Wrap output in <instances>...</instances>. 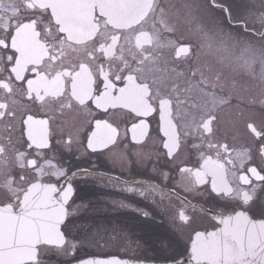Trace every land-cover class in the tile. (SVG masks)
I'll return each mask as SVG.
<instances>
[{"label":"snow or ice","instance_id":"1","mask_svg":"<svg viewBox=\"0 0 264 264\" xmlns=\"http://www.w3.org/2000/svg\"><path fill=\"white\" fill-rule=\"evenodd\" d=\"M152 3L0 0V264H264V131L230 147L215 115L189 116L199 84L167 85L135 31ZM212 6L231 23L229 0ZM100 186L121 225L80 194Z\"/></svg>","mask_w":264,"mask_h":264},{"label":"flooded vegetation","instance_id":"2","mask_svg":"<svg viewBox=\"0 0 264 264\" xmlns=\"http://www.w3.org/2000/svg\"><path fill=\"white\" fill-rule=\"evenodd\" d=\"M214 2L217 5L221 4V0H214ZM212 3L213 0H153L151 9H144L147 12V19L135 31L152 34L153 44L147 51L158 59L160 68L163 70L161 76L167 85L179 84L185 87L193 80L199 84V88L192 89L190 93H181L180 96L181 100L189 103L195 101L197 105L189 109V116L194 115L198 121L202 116L215 115L217 119L213 136L217 141L226 140L230 147L250 146L253 144V137L257 130L264 131V106H248L256 103L246 100L243 96H235V102H240L243 106H200L202 102L199 101L195 92L200 95L201 93L213 94L214 91L221 95L223 91L227 93L226 88L220 85V77L217 76L213 80L212 71L216 70L218 74L223 75L227 73V70L244 67L242 44L245 45L246 42L253 46H264V28L244 22L246 12L254 16L257 13L264 16V0H229V3L233 5L230 13L231 23L225 18V13H221L219 8H214ZM182 45L189 46L190 51L186 57L176 61L174 59L176 49ZM232 46L234 48H230ZM247 50L250 53L252 51ZM206 54H208L206 63H210L207 68L201 65L202 57ZM250 62L253 68L252 75L258 78L259 63L257 59ZM174 69L182 71L178 72ZM193 72L195 77L191 76ZM19 116L20 112L17 111V119L14 122L16 125H18ZM72 117L73 114L68 113L65 119L71 121ZM106 118L119 120L121 117L117 112L110 113ZM133 119L135 118L129 117V124ZM123 128L122 124L121 129ZM152 128H156L155 121L152 122ZM69 130L74 131V129H66V131ZM153 139H156L155 133H153ZM156 143H159L158 139ZM184 161H187L188 166H198V160L194 155H182L178 162ZM73 163L77 161L74 160ZM236 163L239 166L238 160ZM99 164L102 169L115 168L116 171L120 169L119 162L113 164L111 161H100ZM82 166L91 167L89 164ZM147 174H152L151 167L147 169ZM97 183L103 185L106 182L98 181ZM177 191L181 195L186 194L181 187H178ZM80 194L94 200H101L104 197L122 198L121 193L110 191L102 186L95 189H82ZM105 206L109 207V212L97 216V220H102L109 226H118L128 219L127 212L113 211L110 205H105L101 200L99 207ZM207 225L208 221L205 220L204 226Z\"/></svg>","mask_w":264,"mask_h":264},{"label":"rangeland","instance_id":"3","mask_svg":"<svg viewBox=\"0 0 264 264\" xmlns=\"http://www.w3.org/2000/svg\"><path fill=\"white\" fill-rule=\"evenodd\" d=\"M242 47H244V67L227 70V73H223V75L218 74L216 70L212 71L213 80L217 76L220 77V85L226 88L227 93L223 91V95H221L214 91L213 94L201 93L200 95L195 92L199 101L202 102L200 106H243L240 102H235V96H243L246 100L256 103H251L248 106H264V46H253L246 42L245 45L242 44ZM247 49L252 50V54ZM207 56L208 54L202 57V67L210 66V63H206ZM254 59H257L260 67L258 78H254L252 75L253 68L250 61H254Z\"/></svg>","mask_w":264,"mask_h":264},{"label":"bare ground","instance_id":"4","mask_svg":"<svg viewBox=\"0 0 264 264\" xmlns=\"http://www.w3.org/2000/svg\"><path fill=\"white\" fill-rule=\"evenodd\" d=\"M255 11V10H254ZM256 13V12H255ZM244 22L246 24H255V25H258L260 26V28H264V19H263V15L261 14H255L254 15H250L249 12H246L245 15H244Z\"/></svg>","mask_w":264,"mask_h":264}]
</instances>
